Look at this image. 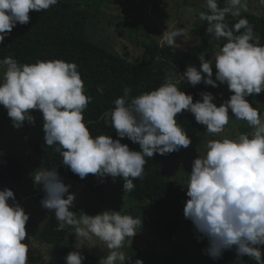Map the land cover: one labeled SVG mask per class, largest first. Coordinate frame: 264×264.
Listing matches in <instances>:
<instances>
[{"label": "clouds", "instance_id": "9594fccd", "mask_svg": "<svg viewBox=\"0 0 264 264\" xmlns=\"http://www.w3.org/2000/svg\"><path fill=\"white\" fill-rule=\"evenodd\" d=\"M59 0H0V44L17 27L29 23L32 11L41 12L57 5ZM205 0L208 12L199 18L207 21V34L213 40L226 41L211 60L200 54L199 69L191 64L182 78L193 87L204 83L213 88L227 85L234 93L219 107L210 92H201L202 100L181 91L180 81L166 80L158 88L130 98L131 89L116 98L114 109L105 113L118 139L112 136L93 137L85 123L84 112L93 97L86 94L78 65L74 62L37 60L34 64L19 63L11 56L0 59V105L7 109L13 126L25 121L35 125L32 110L43 114L44 140L63 158V165L85 179L93 174L102 181L107 177L123 179L124 191L135 188L134 180L143 178L146 158L165 156L187 149L192 140L177 120L185 110L192 113L206 132L221 134L229 124V111L234 120L246 121L251 133L234 139L209 140L206 154L195 159L189 175L184 216L194 226L198 240L207 239L205 254L219 259L235 248L238 256L253 258L264 264V115L253 107L248 97L264 93V45L246 18L229 26L226 17H240L249 11V0ZM264 6V0H259ZM243 29V31H241ZM186 29L169 28L162 34L161 45L178 48L177 38ZM215 67V78H213ZM97 91L103 94V87ZM127 138L140 147L131 150L121 141ZM35 185H42V206L54 211L56 231L74 230L75 251L65 257L66 264H83L86 257L79 250L81 238L93 237L110 250L100 264H125L121 249L127 238L137 235L140 218L105 210L94 216L70 209L75 194L70 193L58 168H42L32 174ZM24 199V198H23ZM13 201L12 204L9 201ZM30 219L16 202L13 190H0V264H29L26 225ZM30 239V238H29ZM135 264H143L136 260Z\"/></svg>", "mask_w": 264, "mask_h": 264}, {"label": "trees", "instance_id": "16d2710c", "mask_svg": "<svg viewBox=\"0 0 264 264\" xmlns=\"http://www.w3.org/2000/svg\"><path fill=\"white\" fill-rule=\"evenodd\" d=\"M182 1L190 5L192 3V0ZM102 2L104 0H59L57 5L48 10L30 12L29 23L18 24L3 44H0V59L11 56L22 64L56 59L76 63L85 84V92L93 97L92 103L84 112L85 123L91 121V124L87 126L93 137L107 135L118 139L115 129L111 126L110 117L105 116V113L114 109L111 108L112 99L109 92L119 93L121 97L124 94L123 90L127 87L131 89L130 98H133L158 88L166 80H178L180 83L177 87L186 94H191L194 103L202 100L200 93L209 92L205 84L202 82L193 87L182 78V74L189 64L199 69L198 56L200 54H204L206 60H211L217 43L215 40L203 38L200 43L184 51L172 50L153 40L144 43L137 56L128 52L121 55L117 50H109L96 45L80 35V30L87 25L89 13L92 17H96L97 9L102 6ZM219 6H224L223 0H219ZM203 12H208L206 6ZM240 18H246L249 21L254 32L260 35L261 44L264 45V16L242 12L240 17L227 16L226 22L232 26ZM225 42L220 41V48ZM143 65L147 69H144ZM213 72V78H215V67H213ZM98 86L103 87V94L97 91ZM218 88L223 87L220 85ZM223 94V97L214 95L216 97L214 103L218 107L234 93L227 91ZM248 100L264 115V96L254 94L248 97ZM32 115L43 118V114L38 110H32ZM177 120L192 142L195 141L198 137V130L194 115L185 110L182 114H178ZM240 122L246 121L240 120ZM239 131L241 133L250 132L245 127H241ZM44 136L45 134L39 140L28 139V151L21 157L0 154V190L5 188L13 190L16 202L19 204L23 196L24 198L29 197V194L19 187L27 168H58L62 180L82 181L68 166L63 165V158L60 154L55 152L53 147L46 145ZM121 142L128 144L131 150H140L139 145L133 144L127 138ZM177 153L179 152L165 156L157 153L152 158H146L143 178L134 180L135 188L128 192L129 196L137 202L148 204L145 210V220L149 228L148 235L157 240H176L179 227L185 217L184 207L189 199L186 195L187 190L175 185L170 179ZM119 180L124 185L123 179L119 178ZM31 195L34 196L32 203L46 212L42 215V229L36 232L33 227V237L42 244L52 247L48 264H66L65 257L69 252L76 250L64 244L68 227L63 231H56L58 221L54 211L45 209L41 204L44 197L42 185H36ZM9 203L12 204L13 201L10 200ZM32 221L35 222L36 219ZM261 247L264 250V246ZM80 251L86 257L83 264H99L97 257ZM245 264H257V262L253 258L246 257Z\"/></svg>", "mask_w": 264, "mask_h": 264}, {"label": "rangeland", "instance_id": "374dc122", "mask_svg": "<svg viewBox=\"0 0 264 264\" xmlns=\"http://www.w3.org/2000/svg\"><path fill=\"white\" fill-rule=\"evenodd\" d=\"M204 7L205 0H192L191 5L182 0H104L102 6L97 9L96 17H92L89 13L87 25L84 26L85 29L83 27L80 30V35L96 45L117 50L121 55L128 52L137 56L144 43L155 40L161 45L160 37L168 28L170 30L184 28L186 29L184 38H177V43L181 46L178 48L168 46L172 50L184 51L200 43L203 38H211L207 34V22L199 18ZM246 13L264 16V6L259 4V0H249V11ZM215 41L217 43L211 59L220 51L221 40ZM142 67L147 69L144 65ZM0 79H2V71H0ZM205 86L210 93L219 97H223V93L229 91L227 85H222L223 88ZM223 89L225 90L222 91ZM109 93L112 99L111 108H114L113 101L118 98V95L120 97V94ZM261 96H264V93H261ZM33 116L35 125L25 121L23 127L17 129L13 126L7 109L0 105V154L21 157L28 151V139L39 140L45 134L43 118ZM229 116V124L225 126L221 134L207 133L206 126L197 123V139L187 149H181L173 161L170 179L175 185L186 189L193 161L199 158V155L206 154V145L209 140L234 139L241 134L239 131L241 127L249 129L248 133L252 132L253 129L247 122L241 123L240 120H234L235 117L231 111ZM37 170L40 169L27 168L19 184L21 190L29 194V197L20 202L26 214L30 216L26 225L28 237L23 243L28 244L30 248L29 264H48L52 247L36 240L32 231L33 227L36 232L42 229V215L46 213L39 208L40 206L32 203L34 196L31 194L36 186L32 174ZM63 182L71 185L70 193L76 196L72 208V211L76 213L83 211L94 216L105 210H114L143 221L137 228V235L127 238L121 249L126 256L125 264H135L136 260H142L143 264H245V259L248 257L238 256L233 248L225 251L221 258L212 259L204 251L208 247L207 239L198 240L192 222L185 217L179 227L176 240L163 241L151 237L148 235L149 228L145 220L148 204H141L130 197L128 192L124 191V185L119 178L114 181L112 177H107L102 181L97 176L89 174L81 182L69 180H63ZM34 219H36L35 222L32 221ZM76 243L74 230L68 227L64 244L74 248ZM81 243L83 246L79 250L97 257L99 264L110 251L106 244L96 237H93L91 241L81 238Z\"/></svg>", "mask_w": 264, "mask_h": 264}, {"label": "crops", "instance_id": "0c3cea01", "mask_svg": "<svg viewBox=\"0 0 264 264\" xmlns=\"http://www.w3.org/2000/svg\"><path fill=\"white\" fill-rule=\"evenodd\" d=\"M24 196L22 197V200H23Z\"/></svg>", "mask_w": 264, "mask_h": 264}, {"label": "built area", "instance_id": "2783aa9c", "mask_svg": "<svg viewBox=\"0 0 264 264\" xmlns=\"http://www.w3.org/2000/svg\"><path fill=\"white\" fill-rule=\"evenodd\" d=\"M24 200V199H23Z\"/></svg>", "mask_w": 264, "mask_h": 264}]
</instances>
